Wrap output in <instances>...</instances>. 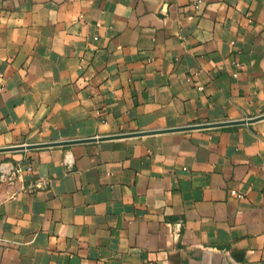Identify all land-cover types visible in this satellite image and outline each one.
<instances>
[{"label":"crops","instance_id":"1","mask_svg":"<svg viewBox=\"0 0 264 264\" xmlns=\"http://www.w3.org/2000/svg\"><path fill=\"white\" fill-rule=\"evenodd\" d=\"M263 114L264 0H0V264H264Z\"/></svg>","mask_w":264,"mask_h":264},{"label":"water","instance_id":"2","mask_svg":"<svg viewBox=\"0 0 264 264\" xmlns=\"http://www.w3.org/2000/svg\"><path fill=\"white\" fill-rule=\"evenodd\" d=\"M264 118V114L260 115L258 117L252 118V119H247V120H241V121H228V122H222V123H213V124H204V125H196L192 127H186V128H202V127H215V126H224V125H232V124H243V123H249L253 122L259 119ZM186 128H179V129H173V130H180V129H186ZM152 132H141V133H136V134H149ZM126 136V135H123ZM114 137H121V135L117 136H110V137H103V138H114ZM90 140H95V139H76V140H69V141H63V142H56V143H45V144H40L36 146H54V145H61V144H74V143H82V142H88Z\"/></svg>","mask_w":264,"mask_h":264},{"label":"built area","instance_id":"3","mask_svg":"<svg viewBox=\"0 0 264 264\" xmlns=\"http://www.w3.org/2000/svg\"><path fill=\"white\" fill-rule=\"evenodd\" d=\"M14 172H15L17 175H20V173L22 172V170H21L20 167H16V168L14 169ZM231 193H232L233 195H235L236 197H238V198H241V197H242V195H241L240 193H237V192L234 191V190H232Z\"/></svg>","mask_w":264,"mask_h":264}]
</instances>
